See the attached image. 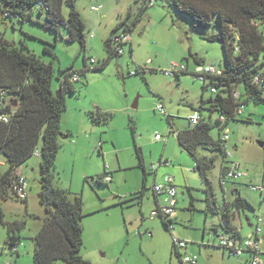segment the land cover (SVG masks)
I'll list each match as a JSON object with an SVG mask.
<instances>
[{"label": "rangeland", "instance_id": "374dc122", "mask_svg": "<svg viewBox=\"0 0 264 264\" xmlns=\"http://www.w3.org/2000/svg\"><path fill=\"white\" fill-rule=\"evenodd\" d=\"M144 1L74 0L85 23V46L76 39H68L63 26L56 35L37 23L44 21V15L35 9L31 12L32 20H25L21 25L15 20L12 26L9 20L0 18V33L17 45L24 42L44 62H52L56 74L59 68L80 69L84 61L89 64L90 58L95 60L93 65L103 62L107 55L104 40L123 18L127 17L130 22ZM61 11L66 17L68 7L63 5ZM218 29L215 15L209 25H200L177 12L172 0H154L153 6L144 8L131 32L132 49L129 44L124 45L121 55H113L102 68L87 71L74 83L76 94H65L60 130L69 135L59 138L55 183L69 189L71 195L82 197L83 245L79 253L92 264H184L174 250L173 238L185 240L186 245L177 248L179 253L196 254L199 264H249L247 253L241 258L223 255L221 248L211 243L212 227L218 222V214L205 211L204 183L195 169L196 162L180 148L166 119L167 115L172 117L174 130L189 126L192 106L197 108L201 97L210 96V90L202 91V80L198 77L182 73L175 79L161 69L172 62L185 63L187 60L191 70L193 56L224 67L221 43L205 38ZM45 46L52 53L44 51ZM138 65L153 70L143 75L129 74ZM58 86L59 80L54 77L51 87L56 91ZM135 98L137 106L132 107ZM160 103L165 107V114L155 110ZM92 111L107 113V119L94 122ZM202 113L207 117L205 110ZM215 116L207 119L213 123L210 134L217 139ZM226 127L230 137L226 141L228 162L237 164L247 176L222 186L219 182L221 151L198 146L196 156L210 165L206 172L219 211L224 199L232 198L233 186H237L240 194L254 206V210L239 211L241 234L244 237L247 229L253 230V226L247 227L246 217L253 224L261 218L262 232L257 241L264 262V198L249 186L264 183V103H245L243 112L237 119L229 120ZM156 133L162 140L153 139ZM133 140L140 147L147 172L142 195L139 191L143 171L138 166ZM166 159L172 169L170 173L176 175L179 193L173 223L168 227L159 215L153 218L149 215L156 208L150 165ZM39 160V156L33 155L20 167L27 184V201L2 202L4 219L24 218L25 226L20 232L16 253L5 245L6 231L0 223V264H33L32 236L47 216L39 201ZM104 170L111 174L112 180L97 182L96 176ZM203 231L205 243L202 244ZM208 252L212 253V259Z\"/></svg>", "mask_w": 264, "mask_h": 264}, {"label": "trees", "instance_id": "16d2710c", "mask_svg": "<svg viewBox=\"0 0 264 264\" xmlns=\"http://www.w3.org/2000/svg\"><path fill=\"white\" fill-rule=\"evenodd\" d=\"M172 4L177 12L187 15L200 25H209L213 15L219 25L216 33L208 34L205 38L221 43L225 64L224 67L218 66V74L205 75L206 81L201 87L202 91L213 87L215 92H210L207 98L201 97L199 106L194 108L199 114L197 123L190 124L188 118L189 126L174 130L172 117L167 115L166 119L170 132H175L180 148L189 153L196 162L195 169L204 183L205 211L218 214V222L212 227L213 235L229 234L239 240L243 236L231 225L233 210H253L254 207L239 194L238 189H234L233 198H225L219 211L206 172L210 165L207 161L197 158L196 150L198 146L219 149L222 154L220 184L224 186L227 182L237 181L225 176L229 162L221 136L228 121L237 119L241 113L238 112L239 105L249 101L254 104L264 103V0H172ZM63 5L68 7L66 17L61 11ZM153 5L154 0H145L143 7L130 22L127 17L119 21L104 40L107 55L103 62L93 65L95 60L90 58L89 64L84 61L80 69L59 68L57 74L52 62H44L29 50L24 42L17 45L0 33V223L6 231L5 245H8L12 252L21 241L20 232L25 226V219L5 220L2 202L27 201V196L21 197L18 193L22 184L18 169L30 157L36 155L37 150V156L40 158L39 201L45 207L47 216L32 236L33 264H92L79 253L83 245L82 197L78 194L71 195L69 189L59 187L55 183L54 170L60 148L59 138L65 136L60 130L61 115L65 108L64 97L66 93L76 94L74 83L80 81L87 71L102 68L113 55H121L124 45L129 44L131 50V32L144 8ZM32 9L44 15V21H36L37 23L53 30L56 35L59 34L60 26H63L67 30L68 39H76L85 46V23L76 9L74 0H0V18L9 20L12 26L15 20L20 25L25 20H32ZM120 34L130 35V40L121 41ZM120 48L123 51L120 52ZM44 51L52 53L47 46ZM193 61L196 64L204 63L198 56H193ZM185 63L188 64L187 60ZM151 70L153 68L138 65L129 74L143 75ZM182 73L188 72L181 71L175 75V79H179ZM74 75H77L75 80ZM255 76L260 80L255 81ZM54 77L59 80L56 91L51 87ZM235 91L239 92V99L234 97ZM202 110L206 111L209 119L216 114L217 139L211 136L213 123L203 115ZM90 114L94 122H99L102 118L107 119L108 116L100 111H92ZM2 116L7 120L4 121ZM220 116L224 117L223 121ZM131 129L134 134L133 125ZM135 150L138 166L143 171L139 191L142 195L146 188L147 172L141 159L140 147L135 145ZM106 177L111 179V174L104 170L95 180L105 183ZM161 218L167 227L173 223V218ZM172 245L181 258L174 242ZM217 246L222 248L218 244ZM244 253L249 255V263L250 252Z\"/></svg>", "mask_w": 264, "mask_h": 264}, {"label": "built area", "instance_id": "2783aa9c", "mask_svg": "<svg viewBox=\"0 0 264 264\" xmlns=\"http://www.w3.org/2000/svg\"><path fill=\"white\" fill-rule=\"evenodd\" d=\"M94 10H98L99 7H93ZM119 39L123 42L130 40V35L128 34H120ZM123 51V49L120 48V52ZM181 71H187L188 74L193 75L194 77H198L202 80V83L206 81L205 75L207 74H218L220 72L219 67H216L213 63H197L193 66V69L188 70V66L184 62H172L169 64L168 67L161 69V72L164 73L167 76H174ZM77 78V75L73 76V79L75 80ZM255 81H259V77L255 76ZM210 92H215V88L210 87ZM234 97L236 99H239V92H234ZM243 105L238 106V112H242ZM155 110L160 112L161 114H165L166 110L163 104H156ZM190 124H195L198 122L199 114L197 111H193L189 115ZM2 119L6 121V117L2 116ZM220 119L223 121L224 117L220 116ZM155 141L162 140V136L158 133H156L153 137ZM221 139L223 141L224 148L227 151V145L226 141L229 139V130L227 127L223 129ZM35 154H38V151H35ZM228 156V152H227ZM151 169H154L156 167L155 163H151L150 165ZM20 174V181L22 182L21 186L18 188V193L21 197L27 196L26 193V183L25 178ZM225 176L228 179L236 180L242 177L247 176V174L239 169L238 165L229 162L228 168L226 170ZM107 181L110 179V177L105 178ZM251 190H257L259 191L263 197H264V185L261 184H252L249 185ZM153 193L155 194L157 198V205L156 208L151 210L150 217L153 218L157 215H160L161 217L165 218H172L176 211V204H177V198H178V188L173 182V177L169 174L164 175L163 178L160 181L153 183ZM261 218H257L256 223L253 226V230L246 236H244L241 239H235L231 237L229 234H223L218 233L217 235H214V240L216 244L220 245L224 250H226L230 255L233 256H241L245 251L250 252V259L249 264H262V259L260 257L261 251L260 247L257 241V238L259 234L262 232V228L260 226ZM173 242L176 248H180L186 245L185 240H180L177 238H173ZM18 245H16L13 250L17 248ZM181 259L183 263L185 264H195L197 262L198 256L196 254H187V255H181ZM11 264V263H6Z\"/></svg>", "mask_w": 264, "mask_h": 264}, {"label": "crops", "instance_id": "0c3cea01", "mask_svg": "<svg viewBox=\"0 0 264 264\" xmlns=\"http://www.w3.org/2000/svg\"><path fill=\"white\" fill-rule=\"evenodd\" d=\"M131 46H132V38H131ZM132 49V48H131ZM206 63V62H205ZM196 63L195 62H193V66L195 65ZM187 66H188V64H187ZM189 67V66H188ZM188 70H189V68H188ZM243 108H244V105H243ZM193 111H195L194 110V106H192V110H191V112H190V114L193 112ZM242 112H243V109H242ZM241 112V113H242ZM189 114V115H190ZM189 115H188V117H189ZM67 137V135H65V136H61L60 138L61 139H64V138H66ZM133 137H134V134H133ZM230 138V137H229ZM134 141V140H133ZM158 141H160V140H158ZM134 144H135V141H134ZM136 145V144H135ZM140 154H141V152H140ZM142 159V158H141ZM163 164H165L164 165V168H160V166L161 165H163ZM159 166V167H158ZM151 168V167H150ZM152 171H153V181L154 182H157V181H160L162 178H163V176L164 175H167V174H169V175H171L172 177H173V182H174V184L177 186V184H176V175H173V174H171L170 172L172 171V169H171V167H170V165H169V162H167V159L166 160H161L158 164H156V167L154 168V169H152ZM19 172L20 173H22V171L20 170V168H19ZM23 175V174H22ZM142 175H143V173H142ZM25 178V177H24ZM110 180H112V176H111V179ZM110 180H108V181H110ZM146 180H147V176H146ZM107 181V182H108ZM25 183H26V180H25ZM178 187V186H177ZM26 188H27V184H26ZM234 189H238V192H239V194H240V191H239V188L237 187V186H233L232 188H231V192H232V195L234 196ZM188 193H189V195H190V193H191V191H190V189L188 188ZM153 195H154V199H155V202H156V205H157V198H156V196H155V194L153 193ZM241 195V194H240ZM233 196H232V198H233ZM242 196V195H241ZM231 198V199H232ZM228 200H230V199H228ZM178 202H179V194H178V198H177V204H176V208H177V206H178ZM254 207V206H253ZM254 210V209H253ZM233 212H234V215H233V218L231 219V225L233 226V227H235L236 229H238L239 231H240V233H241V231H242V224H241V222H240V218H239V211H235V210H233ZM175 216V215H174ZM173 216V217H174ZM172 217V218H173ZM142 218H144L143 216H142ZM236 220H238V223H236L235 221ZM246 222H247V227H250V226H254V224L252 223V221L249 219V218H247L246 217ZM250 233V230L249 229H247L246 230V234L248 235ZM242 235V234H241ZM243 236V235H242ZM202 237H203V240H201L200 242L203 244V243H205V240H204V237H205V232L203 231V234H202ZM211 237H212V240H211V243H213V244H216V242H215V240L213 239L214 238V235H213V233H211ZM210 241V239H206V242H209ZM217 245V244H216ZM221 250H222V254L223 255H228V256H232V255H230L226 250H224L223 248H221ZM12 252H16V253H18V246H17V248L15 249V250H13ZM209 253V258H211L212 259V257H213V255H212V253L211 252H208ZM181 254V253H180ZM236 258H241V256H235ZM262 259V258H261ZM247 262H248V260H247ZM8 263H11V262H8ZM12 264V263H11ZM195 264H199V260L197 259V262L195 263ZM262 264H264V262H263V260H262Z\"/></svg>", "mask_w": 264, "mask_h": 264}, {"label": "water", "instance_id": "95a60500", "mask_svg": "<svg viewBox=\"0 0 264 264\" xmlns=\"http://www.w3.org/2000/svg\"><path fill=\"white\" fill-rule=\"evenodd\" d=\"M137 106V98L134 99V102L132 104V107H136ZM260 145H263L262 142H260Z\"/></svg>", "mask_w": 264, "mask_h": 264}]
</instances>
